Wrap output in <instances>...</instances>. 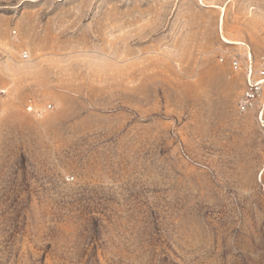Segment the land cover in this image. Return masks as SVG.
<instances>
[{
  "label": "rangeland",
  "instance_id": "obj_1",
  "mask_svg": "<svg viewBox=\"0 0 264 264\" xmlns=\"http://www.w3.org/2000/svg\"><path fill=\"white\" fill-rule=\"evenodd\" d=\"M242 42L264 0H0V264H264Z\"/></svg>",
  "mask_w": 264,
  "mask_h": 264
},
{
  "label": "built area",
  "instance_id": "obj_2",
  "mask_svg": "<svg viewBox=\"0 0 264 264\" xmlns=\"http://www.w3.org/2000/svg\"><path fill=\"white\" fill-rule=\"evenodd\" d=\"M235 49H225L219 61L228 64L231 71L243 76L244 88L237 101L238 112L253 114L264 127V54L256 55L246 43H237ZM27 58V55H24ZM35 111L33 103L27 106Z\"/></svg>",
  "mask_w": 264,
  "mask_h": 264
}]
</instances>
